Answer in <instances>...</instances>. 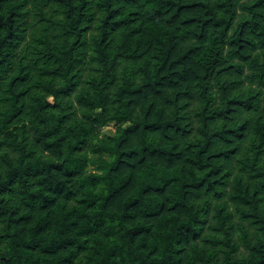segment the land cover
<instances>
[{
    "label": "trees",
    "instance_id": "16d2710c",
    "mask_svg": "<svg viewBox=\"0 0 264 264\" xmlns=\"http://www.w3.org/2000/svg\"><path fill=\"white\" fill-rule=\"evenodd\" d=\"M0 264H264V0H0Z\"/></svg>",
    "mask_w": 264,
    "mask_h": 264
},
{
    "label": "rangeland",
    "instance_id": "374dc122",
    "mask_svg": "<svg viewBox=\"0 0 264 264\" xmlns=\"http://www.w3.org/2000/svg\"><path fill=\"white\" fill-rule=\"evenodd\" d=\"M113 129H114L113 126H109L105 128V131H113Z\"/></svg>",
    "mask_w": 264,
    "mask_h": 264
}]
</instances>
